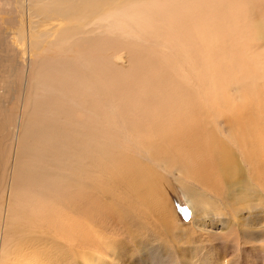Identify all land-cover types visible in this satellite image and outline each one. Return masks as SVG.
<instances>
[{"label":"bare ground","instance_id":"1","mask_svg":"<svg viewBox=\"0 0 264 264\" xmlns=\"http://www.w3.org/2000/svg\"><path fill=\"white\" fill-rule=\"evenodd\" d=\"M18 3L28 63L0 27V264H105L116 220L165 224L153 161L264 199V0Z\"/></svg>","mask_w":264,"mask_h":264},{"label":"rangeland","instance_id":"2","mask_svg":"<svg viewBox=\"0 0 264 264\" xmlns=\"http://www.w3.org/2000/svg\"><path fill=\"white\" fill-rule=\"evenodd\" d=\"M7 2L3 4L7 8L3 14L0 10V18H4L0 19V27L4 24L7 30L4 29L2 34L19 45L16 24L19 26L20 22L28 20L27 12H24L21 3L17 4L19 0ZM0 3L2 5L1 0ZM17 16H20L19 19ZM13 30L15 34H12ZM19 47L22 53L23 48L27 50L25 56L21 53L20 57L28 63V44L22 43ZM15 84L17 89L9 86L10 96L19 91L21 84L17 80ZM142 156L140 158L145 163L147 154ZM151 164L163 176L169 220L163 224L155 216L145 226H130L129 231L119 230L123 225L116 220L105 236L117 253L111 250L105 256L108 262L105 264H264V199L257 196L259 186L251 185L254 195L247 196L246 200L239 195L244 192L228 188L227 183L219 184V192L206 194L202 187L188 180L184 172L180 175L177 167L171 168L169 160L165 159L162 163L153 161ZM237 169L243 174L248 172L243 165ZM68 253L58 252L51 258L49 253L40 264H71Z\"/></svg>","mask_w":264,"mask_h":264},{"label":"snow or ice","instance_id":"3","mask_svg":"<svg viewBox=\"0 0 264 264\" xmlns=\"http://www.w3.org/2000/svg\"><path fill=\"white\" fill-rule=\"evenodd\" d=\"M187 212V210H185Z\"/></svg>","mask_w":264,"mask_h":264}]
</instances>
